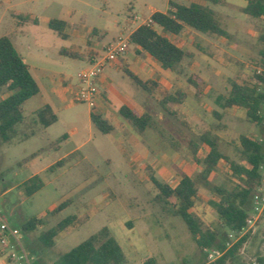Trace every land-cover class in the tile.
<instances>
[{"label":"rangeland","instance_id":"rangeland-1","mask_svg":"<svg viewBox=\"0 0 264 264\" xmlns=\"http://www.w3.org/2000/svg\"><path fill=\"white\" fill-rule=\"evenodd\" d=\"M226 1L228 4L224 6H212L219 26L229 35L216 42L219 53H211V58L216 61L212 68L201 65L208 88L204 87L199 97L191 95L184 105L202 107L198 119L180 116L179 120L185 122L182 125L178 119L159 109L151 98L150 109L143 108L136 94H140V100L145 93L138 90L124 73H119L117 83L123 92L134 104L153 115L156 122L158 118V130L154 135L163 134V138L155 140L152 131L147 129L141 138L153 143L149 144L150 159L135 161L129 141L119 140L114 134H102L90 126L88 106L62 94L60 76L75 80L86 65L81 59L61 56L60 51L84 56L88 35L90 42L99 40L105 46L117 42L121 36L126 38L131 30L126 22L131 17L136 15L145 20L152 8L163 11L167 0H0V37L8 34L14 45V39H17L22 48H16L32 66L33 74L47 76L46 80L39 79V82L49 80L54 83L49 102L58 110L57 123L43 134L38 125H18V131L24 134L33 131L36 136L21 145L0 146V210L9 224L19 229L21 243L33 258L32 264H54L56 259L103 227L110 229L122 247L124 264H204L214 261L198 248L179 217L168 215L155 203L157 190L149 180L146 167L155 172L160 182L172 187L183 175L195 177L199 173L201 168L191 160L186 142H182L179 151L170 146L171 141H181L180 132L197 141L204 130L211 129L219 137V150L236 163L240 162V135L264 140V127L250 123L243 110L236 107L225 110L220 120L210 111L212 107H218L216 97L226 95L232 81L243 84L256 74L257 69L264 68L259 56L264 22L241 14L237 7L244 6L245 0ZM24 17H27L26 22ZM51 19L68 23L66 32L69 36L66 39L48 29ZM74 30L80 34L76 35ZM132 48L133 45L129 44L128 52H132ZM203 48L207 53L208 49ZM188 69V66L178 68V86L183 89L189 88L186 83ZM154 97L158 99L159 95ZM33 101L39 105V99ZM161 116L163 120H160ZM194 121L198 123L195 126ZM72 128L76 130L75 134H71ZM63 135L65 140L49 146ZM83 142L79 152L64 160L61 167L38 175L42 182L40 190L31 196L25 194L22 186L25 179ZM39 147L47 148V152L33 165L22 167L25 156ZM140 154L144 156L137 151V155ZM199 155L201 157L202 153ZM208 183L209 187L197 184L194 214L202 220L204 227L213 228L220 225L210 204L218 200L213 187L231 190L235 181L227 165L220 162ZM256 193L264 195V179ZM63 203L67 204L63 210L50 214ZM69 216H76L74 224L55 238L52 248H44L40 235ZM31 219H42L43 223L33 231H22ZM243 237L246 240L242 248L227 264H249L257 258H264V213ZM224 238L229 241L227 247L230 248L242 237L225 232Z\"/></svg>","mask_w":264,"mask_h":264},{"label":"trees","instance_id":"trees-1","mask_svg":"<svg viewBox=\"0 0 264 264\" xmlns=\"http://www.w3.org/2000/svg\"><path fill=\"white\" fill-rule=\"evenodd\" d=\"M205 4L190 3L188 5L169 0V9L165 13L155 12L151 16L152 25H141L129 37L130 44L141 49L149 55L164 71L178 73V68L183 59L189 56L181 48L172 43L167 36L178 35L185 27L204 35L226 37L227 33L220 26L215 17L212 6H222L225 0H201ZM246 6L242 13L253 20L264 22V0H245ZM26 22L27 17H24ZM47 27L66 39V22L55 19L49 20ZM93 33H95L93 31ZM90 38V36H89ZM262 48L259 52L261 66L264 67V35L260 36ZM60 55L70 59H83L75 52L60 51ZM124 74L141 90L151 94L147 85L153 82H142L135 75L123 69ZM195 94L201 95L203 82L198 75L191 74L186 79ZM6 88L10 93L0 101V146L9 143L16 133V127L23 122V106L39 93V87L33 79L28 65L17 52L10 38L0 37V90ZM186 94L177 91L169 94L159 101L162 110L176 117L171 110V105H180L186 99ZM215 104L222 110L239 108L245 112L247 120L257 127H264V74H254L248 81L239 84L231 82V87L226 95H219ZM120 116L129 123L138 134L155 127L153 117L137 108L122 106ZM215 116H219L214 113ZM36 117L43 127L54 124L57 118L49 107H44L36 113ZM93 126L102 134H109L113 128L100 116L94 113L90 116ZM65 136L55 143L61 142ZM190 148L191 160L200 166L201 170L195 177L183 175L175 186L160 182L155 172L147 167L149 180L157 194L154 201L168 215L179 217L185 224L198 248L217 250L222 255L213 262L204 264H227L242 248L246 237L240 238L232 247L228 248L224 236L225 232L235 235L245 227L246 219L253 208L254 196L264 179V140L252 138L248 135L239 136L240 162L231 161L219 150V138L212 130H207L198 136V140L190 139L187 142ZM170 146L179 151L180 142H173ZM199 153H202L200 157ZM33 153L30 157L36 156ZM220 162H224L231 172L235 185L231 190L214 186L213 191L218 200L211 202L220 225L204 227L202 220L194 214L197 184L209 187V179L215 173ZM63 161L47 169L54 170L61 167ZM27 196H31L42 188L39 176H33L22 184ZM63 203L53 209L50 214H56L66 207ZM76 216H69L53 228L43 232L39 240L44 248H52L55 238L74 224ZM43 223L42 219H31L22 227V231H33ZM125 255L117 239L111 234L108 227H103L96 234L60 256L54 264H124ZM249 264H264V258H257Z\"/></svg>","mask_w":264,"mask_h":264},{"label":"crops","instance_id":"crops-1","mask_svg":"<svg viewBox=\"0 0 264 264\" xmlns=\"http://www.w3.org/2000/svg\"><path fill=\"white\" fill-rule=\"evenodd\" d=\"M180 1H183V2L185 1L184 3L183 2L179 3V4H184V5H188L190 3H197V4H202V5L205 4L201 0H180ZM168 3H169V0H167L166 7L164 8L163 11H159V10L152 8L150 10L149 16L145 20L151 18L152 14H154L155 12H160V13L167 12L169 9ZM226 4H228V3L225 0L224 5H226ZM246 4H247V2H246ZM246 4L244 6L237 7V9L242 11V9L246 6ZM224 5H222V6H224ZM241 14H243V13H241ZM243 15H245V14H243ZM225 16L228 17L227 14ZM245 17L250 19L246 15H245ZM132 19H133V17H131L130 20H128L126 22L131 26V30L129 31L128 35L126 36L127 38H129L130 35L132 34V32L140 26L139 24L132 22ZM251 20H253V19H251ZM66 24H67V27L65 29V33L68 37L69 34L66 32V30L68 29V23L66 22ZM73 27H75V26H73ZM74 32L76 33V35L80 34L76 30H74ZM226 33H227V36L224 37L225 39L229 35L228 32H226ZM5 36L10 37L8 34H6ZM89 36L90 35L87 36L86 43H85L86 50H85L84 58L81 59L85 63L86 68L94 60H96L99 57H102L104 55V49L106 47L105 45H102L99 42V40L96 43L90 42ZM83 37L85 38L86 36H83ZM167 38L172 43H174L177 47L181 48L183 51H185L189 55L183 59V61L181 62V65H180L183 67H186V66L189 67V69H188L189 74L187 75V77L191 74L198 75L203 82V86L208 88V84H207V81L204 77V72H203V68L201 65L204 64L205 68H207V69L212 68L213 63H215L216 61L214 58H211V53L212 52L219 53V47L216 44V42L221 41V39H224V38L223 37H217L215 35L200 34V33L195 32L194 30H192L188 27H185L180 34L168 35ZM217 38H220V39H217ZM14 41H15L16 45H14V43L11 40V42L13 43L15 48L21 47V44L19 43V41L17 39H14ZM203 47L208 49L207 53L204 52ZM16 50H17V48H16ZM17 52H18V50H17ZM23 59H24V62L27 64L25 58H23ZM27 65L29 67V71H30L33 79L35 80V82L37 83V85L39 87V93L35 97L31 98L30 100H28L24 104V106H23V122L19 125H24L26 123L33 124L35 126L38 125L40 127V130H42L41 134H43L46 129H49L51 126H53L55 123H57V120H56V122L54 124H52L48 127H43L36 117V113L39 110L43 109L44 107H49L52 114L56 117V113L58 112L57 107H55V105L53 103L51 104L49 102L50 93L53 94L52 90H53V84L54 83H51V81L49 83V80H47L46 82L45 81L39 82V79H41V80L45 79L46 80L47 76L46 75L35 76L32 72V66H30L29 64H27ZM34 69L37 70L36 68H34ZM123 69H125V70L129 71L130 73H132L133 75H135L142 82H153V83H155V85H152V84L147 85L151 94H148L147 92L141 90L140 88H138L133 83L138 88V90H141L145 93V96L143 95L144 97L140 100H139L140 94L139 93L136 94V97L138 98V102L143 106V108L145 107L146 109H150L149 98H151L152 100H155L159 106V109H162L159 105V101L162 100L164 97H166L169 94H174L177 91H182L183 93H185L187 97L182 104L171 105V107H170L171 110L177 114V116L174 117L175 119L179 120L180 116H183L185 119H190V120L191 119H194V120L198 119L199 118V112L202 110V107H184V105L186 103L185 101H187L191 95H195L196 97H199L200 95L197 96L195 94L194 89L192 87H190L188 84L187 85L189 88L183 89L182 87L178 86V82H179V78H180L179 71H178V73H174V72L162 70L159 67V65L157 63H155L149 55L145 54L141 49L134 47V46L132 48V52H128V50H127L125 55L122 56L118 61H116L112 64H109L105 67V69H104V71L100 77V80L98 82L99 95L95 99V107H94V109H90L89 107H87L89 124H90V126H93V124L91 123V119H90V116L92 113H94L97 116H100L110 126H112L113 130L109 134L116 135L119 140L126 139L127 141L130 142V144H132V148L134 151L133 157H134L135 161L145 160V159L148 160V159H150L148 157V155L150 154L149 144H153V143L145 142V140L141 138V136L145 133L146 130L144 131V133L138 134L134 130V128L129 123H127L119 114V109L125 105L129 106L130 108H137V109L141 110L142 112L147 113L143 110L142 107H139L138 105L134 104L133 101L131 100V98L127 94H125L123 92V90L121 89V87L118 85V83H117L118 76H119L120 72L124 73ZM212 71L215 72L216 70L213 69ZM187 77H186V79H187ZM186 83H187V81H186ZM59 84L62 86V89H61L62 94H64L65 96L72 97V98L74 97V92H75L76 87H77V80L76 79L75 80H73L72 78L65 79L63 76H60ZM0 94H1L0 101H2L7 96H9L10 93L7 91L6 88H2L0 90ZM155 94L159 95L158 99H156L154 97ZM36 99L40 100L38 106H36V104L33 101ZM72 100L70 103H73L74 100L73 101ZM217 108H219V107H217ZM217 108L212 107L210 111H211V114L216 119L220 120L222 118V112H224L225 110H222L220 108H219L220 109L219 110ZM226 110H228V109H226ZM214 113H217L219 116L218 117L215 116ZM148 114H150V113H148ZM151 116L153 117V115H151ZM169 116H171V115H169ZM171 117H173V116H171ZM153 119L155 121L154 117H153ZM160 120H163L162 116H161ZM166 122H168V121H166ZM166 122H164L163 124H166ZM179 122L182 125L185 124L184 120L180 119ZM157 123H158V118H157V122L155 121V127L150 129L152 131L153 137L156 138L155 140H157L158 138H163V134L160 132H158L159 133L158 137H156L154 135V131L158 130ZM196 123H197V121L194 123V126L196 125ZM167 125H168L167 127H170V125L168 123H167ZM207 130H211V129H207ZM207 130H204V131H207ZM75 133H76V130L74 128H72L71 134H75ZM15 134H16V135H14L15 137L13 136L12 140L9 143L2 145V148L4 146L24 144L28 140L33 139L36 136V132L32 131L28 134H24L21 131H18L17 129H16ZM180 134H181V141L176 140V141H171V143L180 142L182 144V142L187 143L191 139L190 137L183 135L181 132H180ZM63 136H65V135H63ZM63 136H61V137H63ZM65 139H66V136L63 140H65ZM56 141L51 142L49 146L56 144L55 143ZM84 143L85 142L77 145L69 153L61 156L60 158L51 162L50 164L43 166L37 172H34L33 175L31 177H29L28 179L32 178L33 176H38L40 173L47 172V169L50 168L51 166L55 165L57 162L64 161V160L68 159L69 157H71L73 154L79 152L80 148L84 145ZM142 143H144V144L142 145ZM54 148H57V146H55ZM46 149L47 148L39 147L36 150H33L32 152H30L28 154V156H25V158L23 159L24 164L22 165V167H29V166L33 165L34 162L36 161V159H38L45 151L47 152ZM137 151H141V153H143L144 156H142V154L137 155ZM23 153L26 154L25 151H23ZM33 153H37V154H36V156L31 158L30 156ZM185 175L189 176L188 174H185ZM28 179H25L22 183H24ZM179 180L177 181V183L179 182ZM0 264H8L5 260V258L1 254H0Z\"/></svg>","mask_w":264,"mask_h":264},{"label":"built area","instance_id":"built-area-1","mask_svg":"<svg viewBox=\"0 0 264 264\" xmlns=\"http://www.w3.org/2000/svg\"><path fill=\"white\" fill-rule=\"evenodd\" d=\"M132 22L145 26H151V18L141 20L134 16ZM129 38H118L117 42L108 44L104 49V55L94 60L87 68L76 75L77 87L74 92V102L84 103L90 109L95 107V99L99 95L98 82L109 64L118 61L128 50ZM257 75L264 74V68L256 70ZM264 169V166H262ZM264 213V195L256 193L253 201V208L246 219L245 227L238 233L239 237L245 236L259 217ZM231 236V235H230ZM228 246V245H227ZM209 260H216L222 254L217 250H205ZM0 254L8 264H32L33 258L24 249L19 229L11 226L7 218L0 210Z\"/></svg>","mask_w":264,"mask_h":264}]
</instances>
